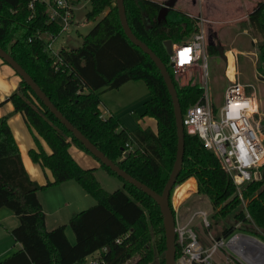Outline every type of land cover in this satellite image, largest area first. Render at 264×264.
I'll list each match as a JSON object with an SVG mask.
<instances>
[{"label":"trees","instance_id":"16d2710c","mask_svg":"<svg viewBox=\"0 0 264 264\" xmlns=\"http://www.w3.org/2000/svg\"><path fill=\"white\" fill-rule=\"evenodd\" d=\"M30 1L0 0V46L27 70L57 108L99 149L129 174L162 193L177 153L174 104L155 62L126 35L116 0H90L87 20H97L108 8L107 13L84 36L81 46L63 47L58 55L47 48L39 33L58 35L60 25L49 21L44 2H36L31 8ZM72 1L77 5L81 0ZM162 5L158 0H125L132 31L166 64L185 113L204 96V87L198 83L181 86L175 81L164 41H181L196 31L197 24L185 12H176L171 17L174 9L170 10L166 21H159ZM242 23L253 35L259 68L264 72V0L257 3ZM139 79L150 88L144 115L155 119L156 130L138 126L130 131L117 115L105 117L100 110L102 93ZM5 102H11L24 116L35 140L30 156L49 169L53 179L39 184L30 177L8 118H1L0 209L7 207L19 217L20 223L11 234L22 247L3 257L0 264H89L87 258L95 255L107 264L127 261L165 264V228L156 200L92 155L24 80L21 79L19 89L0 105ZM41 138L50 151H46ZM72 144L91 154L109 174L119 177L123 187L106 190L97 178L96 168L83 167L75 159L70 150ZM192 175L199 181V192L212 205L214 222L210 227L224 221L217 240L231 238L240 228L264 241V168L261 180L244 184V204L232 177L225 172L215 153L196 134L185 129L183 168L175 187ZM68 180L77 181L97 201L70 219L68 225L75 234L74 243L66 233L67 224L47 228L46 213L38 196L39 190ZM190 194L186 182L178 185L176 203ZM173 212L176 216L174 207ZM239 222L242 225L237 227ZM154 235L157 237L155 245ZM182 256V247L177 242V260ZM235 261V264H243ZM193 264L218 263L201 260Z\"/></svg>","mask_w":264,"mask_h":264},{"label":"rangeland","instance_id":"374dc122","mask_svg":"<svg viewBox=\"0 0 264 264\" xmlns=\"http://www.w3.org/2000/svg\"><path fill=\"white\" fill-rule=\"evenodd\" d=\"M158 1L164 2L165 0ZM259 1L261 0H196V5H193L192 0H177L174 10L171 12L170 16L173 17L175 14H177L176 12H184L187 9V11H190V13L197 14L199 12V4L203 3V14L206 18H209L210 20L212 18L223 20L219 24L208 25V28L210 29L206 45V52L209 62V76L207 78L209 94L212 96L213 101L217 104H222L224 102L225 90L231 80L226 74V63L221 53H224V51L227 49L231 50L230 48L232 47L240 49L242 51L238 56L240 80L244 83L254 84L258 94V107L260 111L264 113V72L259 68V55L257 46L252 42L253 35L248 29L244 27L242 23V20H244L242 18L248 16V14L252 11V9H254ZM211 3H214L216 7ZM90 9V0H81L79 2V4L75 7L74 17L69 28L58 36L56 46L63 44L64 46H68L70 48H76L82 45L84 36L89 33L97 21L100 20L108 11V8L105 9L104 13L99 16L97 20H87L86 14L88 11H90ZM207 10L208 12H212L217 18H214L212 15L208 14ZM197 30L198 25L196 31ZM192 34L193 32L184 39L186 40L187 38H190ZM174 79L181 86L187 85L188 83H198L203 86L204 82L203 72L199 67L186 70L180 74H176L174 75ZM150 94V88L143 79L131 80L119 88L109 89L102 93L101 105L108 107L109 109H113V113L115 115L117 114L123 125L128 130L134 131L138 126H147L143 118L146 120L147 118L153 120L152 117L144 115L146 110L144 103L150 97ZM262 130L264 132V117L262 122ZM96 175L106 190L114 191L116 189L122 188L123 181L116 175L109 174L102 167L96 168ZM70 184H72V186L73 184L76 185L78 189H75V187H65L70 186ZM61 186L62 187L60 188L65 189L62 192L63 196L60 202L65 203L66 199L70 201L68 203L69 206H67V209L63 211L67 213L66 219L68 217H73V215H75L74 213H78L95 205L97 202L94 196L84 191L81 185L75 180L70 181V183L67 182ZM191 187L192 191L194 192L195 190L193 185ZM49 190H45L43 192H45L50 197L51 200L49 203L52 204L53 195L51 192H53L54 189ZM192 203L196 209L206 212L208 220V223L206 224L205 221H203L204 215L200 212V214H194L192 216L193 218L188 225V228L193 229L197 234V238L200 242V245L202 246V256H204L202 257L203 260L208 259L209 263L235 264V260L237 259L243 264H250V262L253 264H264V258H262V260L255 258V256L252 254V251L248 250L249 247L243 246L244 240H237L235 244L229 243V240L236 236H245L242 234H247L250 236L254 235L246 233L244 230L239 228L231 238L227 239L224 237L221 240H217V234L220 232L224 221H222L218 226L210 227V223L214 222V219L212 218L213 208L209 200L202 194L196 197L195 201ZM49 211H51V209ZM192 213L193 212H190L186 216V219L191 217ZM181 215H183V213H181ZM232 222H234V220H232ZM237 225V227H240L242 223L239 222ZM53 228L54 227L50 229ZM68 228L69 231L73 232L70 225H68ZM245 237L251 240V242L257 243L259 246L264 247V241L258 237L254 236L263 243L251 237ZM156 238L157 237L154 235L153 245H155ZM3 257L0 258V261L3 259ZM181 260L182 259L178 260V264H180Z\"/></svg>","mask_w":264,"mask_h":264},{"label":"built area","instance_id":"2783aa9c","mask_svg":"<svg viewBox=\"0 0 264 264\" xmlns=\"http://www.w3.org/2000/svg\"><path fill=\"white\" fill-rule=\"evenodd\" d=\"M36 2H44L49 21L61 27L58 35L52 32L39 33L47 48L58 55L53 44L57 37L69 28L76 5L72 0H31L30 7L33 8ZM188 15L196 21L198 30L193 32L190 38L182 39L184 41L173 42V53L169 55V64L174 75L199 67L203 72L204 96L186 109L183 113V124L185 129L196 134L204 145L215 153L225 172L232 177L241 200L246 204L242 190L244 184L263 178L264 114L258 107V94L254 84L240 80L239 53L228 50L226 54H230L233 69L231 70L228 64L226 74L231 81L225 90L224 102L217 104L213 101L208 90L209 62L206 52L208 25L211 24V20L203 13H188ZM126 146L131 148L129 143ZM201 214L204 215L203 221L207 224L206 212L202 211ZM176 232V241L183 250L180 259L185 258L192 264L203 260L202 246L194 230L177 223ZM203 261L209 263L208 259ZM130 263L127 261L124 264ZM89 264L107 263L95 255Z\"/></svg>","mask_w":264,"mask_h":264},{"label":"crops","instance_id":"0c3cea01","mask_svg":"<svg viewBox=\"0 0 264 264\" xmlns=\"http://www.w3.org/2000/svg\"><path fill=\"white\" fill-rule=\"evenodd\" d=\"M166 1V0H165ZM164 1V2H165ZM193 5H196V0H192ZM205 1H210V0H205ZM163 2V3H164ZM79 4V3H78ZM77 4V5H78ZM213 6L216 7L214 3H211ZM76 5V6H77ZM188 10V9H187ZM185 10V13H190V11ZM190 10V9H189ZM203 3L199 4V12L198 13H203ZM208 12V10H207ZM208 14L212 15L214 18H217L213 15L212 12H208ZM247 16L243 17L242 19H245ZM213 19V18H212ZM211 19V24H219L223 20L217 19ZM210 29V28H209ZM58 38V37H57ZM253 42V40H252ZM57 44V39L55 40L53 44V48L56 52H59L61 48L67 47L64 46L63 44H60L59 46H56ZM231 50H234L238 53L242 52L240 49H236L234 47L230 48ZM228 49L224 51V53H221L223 56L226 66L230 64V69L232 70V63L230 56L228 54ZM239 69V65H238ZM240 73V69H239ZM21 84V77L19 74L7 63L5 62L1 57H0V103L5 101L13 92L19 89ZM100 110L102 114L107 117L110 114L113 113V109H109L108 107L100 105ZM120 112V111H118ZM264 114V113H263ZM117 115V114H116ZM8 118V122L11 126V129L13 131V134L15 136V139L17 141V144L19 145L21 156L24 162V165L30 175V177L38 182L39 184H44L46 183L47 180H52L53 179V174L49 169L43 168L40 164L36 163L33 161V159L30 156V149L35 147V140H34V135L30 127L27 125V122L25 121L24 116L20 113L17 112L11 102H5L4 104L0 105V119L3 117ZM149 117V116H148ZM144 121L146 122L147 126H150L151 128L156 130L157 124L155 119L150 120L147 118H143ZM146 126V127H147ZM41 142L46 149V151H50V147L48 144L41 138ZM71 153L75 157V159L83 166V167H100L99 162L91 155L76 146L75 144H72L70 147ZM190 179V180H188ZM72 180L65 181L63 183L53 185L51 187H48L46 189H42L38 191V196L39 199L43 205V208L46 213V226L48 229L52 227H57L61 224H69V220L72 217H68L66 219L67 213L63 212L64 210L67 209V206H69V200L66 199L65 203H61L60 200L63 196V191L65 188H60L62 187L61 185H64L65 183L69 182ZM189 186L191 194L188 195L184 200L176 203L175 200V191L178 185L185 183ZM192 182V183H191ZM72 183V182H71ZM178 184L172 194V202H173V207L176 211V221L180 225H186L188 226L192 220V216L195 214H200L202 210H198L194 207L193 201H195L196 197H198L201 193L199 192V181L196 176H189L187 177L183 182ZM123 182H122V187H123ZM194 190L192 191V186ZM197 185H198V191H197ZM67 188L69 187H75V189H78L76 185L70 184V186H65ZM49 189H54L51 194L53 195V203L50 204V197L43 191L49 190ZM51 191V190H49ZM85 191V190H84ZM86 197V196H85ZM46 198V199H45ZM55 200V202H54ZM94 204V203H92ZM48 206V209H47ZM56 206V207H55ZM51 209V211H49ZM193 212L191 217L186 219V216L190 213ZM183 213V215H181ZM76 214V213H74ZM71 216V215H70ZM74 216V215H73ZM20 223L19 217L9 208L3 207L0 209V258L3 256H7L19 249H21L22 245L21 243L17 242L12 234L11 230L18 226ZM51 223V224H50ZM51 230V229H50ZM66 233L70 239L71 242H75V234L72 231H69V228L67 226L66 228ZM93 256H89L88 263L90 262L91 258Z\"/></svg>","mask_w":264,"mask_h":264},{"label":"water","instance_id":"95a60500","mask_svg":"<svg viewBox=\"0 0 264 264\" xmlns=\"http://www.w3.org/2000/svg\"><path fill=\"white\" fill-rule=\"evenodd\" d=\"M177 0H166L162 8L158 14L159 21H166L167 16L171 9H174ZM116 5L118 7L121 23L123 29L136 46L140 47L145 53H147L151 59L155 62L157 67L159 68L164 80L167 84L169 93L172 97L175 117H176V125H177V135H178V143H177V153L176 160L174 162L172 171L170 173L169 179L162 191V193H158L147 184L138 180L127 171H125L120 165L115 163L111 158H109L101 149H99L78 127H76L51 101L46 92L41 88V86L35 81V79L27 72V70L4 48L0 46V57L7 62L24 80L31 89L35 92V94L43 101V103L50 109V111L58 118L62 124H64L67 129L77 138L84 147L90 151L92 155H94L98 160L109 167L112 171H114L119 177L123 178L125 181L135 185L137 188L141 189L159 204L162 214H163V224L165 228V236H166V253H165V264H178L177 260V221L175 214L173 212V204L171 199V194L173 189L175 188L178 176L183 168L184 154H185V126L183 124V111L181 108V104L179 101L177 87L173 80V77L168 70L166 64L163 60L141 39H139L134 32L132 31L126 14V6L125 0H116ZM164 47L169 55L173 53V41L171 39H167L164 41ZM246 236H250L247 234H242ZM257 241L263 243L261 240L254 236H250ZM233 240L230 239L229 243ZM264 244V243H263ZM248 260V259H247ZM249 261V260H248ZM250 262V261H249ZM250 264H253L250 262Z\"/></svg>","mask_w":264,"mask_h":264},{"label":"bare ground","instance_id":"6f19581e","mask_svg":"<svg viewBox=\"0 0 264 264\" xmlns=\"http://www.w3.org/2000/svg\"><path fill=\"white\" fill-rule=\"evenodd\" d=\"M197 191H198V185H197ZM245 236L244 237H238V236L234 237L233 240L231 241V244H235V242L237 240H240V239H242V241L244 240L243 241V246L249 247L248 250L252 251V254L255 256V258H258V259L262 260V258H264V247L259 246V244H257V243L251 242V240L247 239ZM248 237H250V236H248ZM245 253H246V251H245ZM189 263H190V261H188L185 258H183L181 260V262H180V264H189Z\"/></svg>","mask_w":264,"mask_h":264}]
</instances>
